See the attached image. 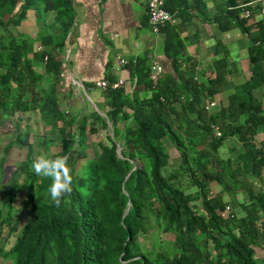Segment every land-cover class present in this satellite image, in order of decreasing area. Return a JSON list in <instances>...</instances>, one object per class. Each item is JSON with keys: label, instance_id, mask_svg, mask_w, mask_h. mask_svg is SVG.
Wrapping results in <instances>:
<instances>
[{"label": "trees", "instance_id": "trees-1", "mask_svg": "<svg viewBox=\"0 0 264 264\" xmlns=\"http://www.w3.org/2000/svg\"><path fill=\"white\" fill-rule=\"evenodd\" d=\"M251 1L212 0L215 11L208 22L220 33L237 30L246 41L247 76L239 72L243 81L224 99L218 96L240 59L216 41L210 67L199 71L204 79L198 80L197 62L182 34L187 11L205 12V2L166 0L164 9L180 18L178 25L158 30L170 70L151 81L147 56L128 61L131 93L106 87L103 116H77L59 110L55 86L61 64L43 48L41 36L36 51L28 37L10 33L28 9L38 8L53 11V22L65 35L69 0H22L15 12L18 0H0V124L36 113L55 135L38 144L45 151L54 145L49 158L67 156L73 177L71 195L56 207L48 192L52 181L32 169L28 126L2 148L0 177L8 151L25 148V155L0 201V225L14 235L1 257L10 264H264L257 253L264 250V194L247 182L261 184L264 178V95L255 96L264 90V28L256 17L249 23L238 18L237 8ZM244 9L255 14L260 7ZM60 44L56 38L53 49ZM44 76L52 79L47 88ZM202 99L216 106L205 110ZM101 130L110 131L105 142L97 138ZM87 135L96 139L87 142ZM228 139L236 142L228 149L235 157L221 159L218 150ZM163 140L177 153V166L169 167ZM16 175H22L21 183ZM21 191L23 208L15 210L12 202ZM152 231L172 239H152L146 249L139 237L149 238Z\"/></svg>", "mask_w": 264, "mask_h": 264}, {"label": "crops", "instance_id": "crops-1", "mask_svg": "<svg viewBox=\"0 0 264 264\" xmlns=\"http://www.w3.org/2000/svg\"><path fill=\"white\" fill-rule=\"evenodd\" d=\"M21 1L18 0L14 12ZM203 1L206 10L198 13L199 16L197 12L195 15L194 12L187 11L188 22L182 34L188 38L187 53L197 59L194 75L200 81L204 77L199 71L210 67L211 53L216 41L229 48L232 58L235 57L236 61L240 59V66H244L245 58L244 45L234 46L237 40L241 42V34L237 30L220 33L213 22H208L215 11V2ZM215 1L220 3L221 0ZM69 5L71 25L65 35L53 22L54 12H43L38 8L28 9L21 22L10 29L11 34L19 33L32 40V47L36 51L41 49L37 39L41 36L44 41L43 48L59 59L61 65L55 96L58 98L59 110L63 113L89 116L93 112L103 116L106 107L102 90L95 86L100 80L113 82L121 79L125 93L130 94L133 79L130 80L125 67L117 70L118 58L134 62L139 56L145 55L149 64L154 60L163 72L170 70L169 62L164 56V35L159 31L154 33L147 21L146 0H69ZM172 7H177V4ZM201 13H204L202 17ZM172 16L169 24L178 25L180 18L177 12L174 11ZM56 38L61 41L59 49H53ZM207 47L209 50L206 51ZM197 51H201V54L196 55ZM200 55L201 58L206 55V59L202 61ZM241 69L244 68L239 69L237 65L234 75L239 74ZM35 71L40 73L41 68H35ZM51 80L50 76H44L42 86L47 88ZM204 103L207 102L202 99L201 105L204 106ZM31 114L33 115L28 114V118Z\"/></svg>", "mask_w": 264, "mask_h": 264}, {"label": "rangeland", "instance_id": "rangeland-1", "mask_svg": "<svg viewBox=\"0 0 264 264\" xmlns=\"http://www.w3.org/2000/svg\"><path fill=\"white\" fill-rule=\"evenodd\" d=\"M238 33V32H237ZM239 34V33H238ZM242 36V35H241ZM241 42L237 40V42L234 44V46L238 47V44L240 45H244L246 44L245 38L242 36L241 38ZM210 47V45L208 46ZM206 48V51L209 50V48ZM197 54H201L200 52H196ZM206 55H204V57L201 58V55L199 56V58H201V60L203 61ZM196 59V58H195ZM212 59V58H211ZM197 60V59H196ZM244 68L241 70H244L243 73L245 74L244 77L247 76V72H246V62L244 61V66L243 65H238V68ZM205 70V69H204ZM241 79L240 75L237 73L236 75L231 74L228 76V80L227 83L225 84V86H223V94L218 96V100H222L225 98V96L232 90V85L238 83ZM243 81V80H242ZM240 81V82H242ZM264 95V90L262 91H256L255 92V96L257 97L258 100H262L261 96ZM58 99V98H57ZM216 105H213V107ZM28 114L27 113L25 115H22V119L19 121H14L13 119L11 121L6 120L5 122H3L2 124H0V157L2 155V148L7 145V143L10 140H13L15 135L17 133H22L25 129V126H29L30 129V136L28 139V143H30L31 145H33V150L31 153L32 158L35 160L38 156H46L48 157L51 153H54L56 151L54 145H49V151H44V149L39 146L37 143H40V141L42 139H54L55 135L54 134H49L47 133L49 130V127H45L38 119V115L36 113H33V115H29L30 117L28 118ZM104 135H110V131H103L101 130L100 132H98L97 134V138L102 137V141L105 142L103 136ZM260 137V136H259ZM88 141H93L96 139L95 135H87ZM236 142L234 140L228 139L225 140L223 142L222 147L219 148V155L221 157V159H224L226 157L229 158H234L235 157V152H230L228 149L232 146H235ZM163 144L164 147L168 153V160H169V167H173V166H177L179 164V158L177 156V153L173 151V149L171 148V146L167 143V141L163 140ZM25 155V148L19 149L17 147L12 148L10 151H8V153L5 155V160L3 163V167H2V177H0V201L2 199V195L3 192L5 190V185L7 184V180L9 179V175L10 173L15 169V167L19 164V162L22 161V159L24 158ZM33 160V161H34ZM81 163V162H79ZM72 164L71 162H68V166L70 167ZM168 169V167H167ZM262 174H264V172H262ZM263 179V183H259L257 181H247L249 185H251L253 187V191L257 192V191H261L264 194V178ZM15 180L17 183H21L22 181V175H16L15 176ZM246 182V184H247ZM245 183V182H242ZM211 187L213 188L212 190H218L219 187L216 185H211ZM191 190V189H190ZM24 192L21 191L17 197L15 198V200L12 202V206L15 210H20L23 208L22 206V202L24 201ZM237 199L239 198V195L237 196ZM0 210H1V205H0ZM2 216L4 214V211L1 212ZM26 219V214L24 212H22V218L19 220V226L21 227ZM6 226L5 225H0V250L5 252L7 251V249L10 247L12 241H13V237L14 235H7L6 234ZM170 240L172 239L170 235L168 234H163V233H156L155 231H152L149 233V238H144L142 236L139 237V243L143 246H145L146 249H149L151 246V240ZM258 254L260 255H264V250L263 249H259ZM0 264H10V262L8 260H5L3 257L0 256Z\"/></svg>", "mask_w": 264, "mask_h": 264}, {"label": "built area", "instance_id": "built-area-1", "mask_svg": "<svg viewBox=\"0 0 264 264\" xmlns=\"http://www.w3.org/2000/svg\"><path fill=\"white\" fill-rule=\"evenodd\" d=\"M166 0H146V16L147 21L149 25L151 26V29L154 33L158 32V30L163 27L166 23L171 22L172 15L168 13L164 9V4ZM256 4H259V11L255 14H253L249 9H244L246 6H254ZM240 9V12L238 14V18L245 19L247 21H250L253 17H256L259 19L261 26L264 28V0H255L248 2L246 4H242L241 6L237 7ZM40 49V48H37ZM127 65V61L118 58L116 61V68L119 70L120 68H123ZM162 72L161 66L158 64L157 61H150V67H149V79L151 81H155L157 76ZM123 81L121 79H118L113 82H108L105 80H100L95 83L96 88L104 90L106 87H111L112 89H116L119 87H122ZM213 103H204V109L208 110L213 107Z\"/></svg>", "mask_w": 264, "mask_h": 264}, {"label": "clouds", "instance_id": "clouds-1", "mask_svg": "<svg viewBox=\"0 0 264 264\" xmlns=\"http://www.w3.org/2000/svg\"><path fill=\"white\" fill-rule=\"evenodd\" d=\"M32 169L37 176L48 178L52 182L48 188L50 199L56 207L61 205L62 199L70 196L73 188V177L68 166V157L59 156L49 158L38 156L32 162Z\"/></svg>", "mask_w": 264, "mask_h": 264}]
</instances>
